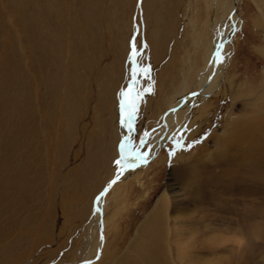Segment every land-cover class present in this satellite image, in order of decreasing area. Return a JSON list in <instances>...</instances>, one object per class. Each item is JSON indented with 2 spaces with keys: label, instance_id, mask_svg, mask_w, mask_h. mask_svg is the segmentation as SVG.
<instances>
[{
  "label": "rangeland",
  "instance_id": "374dc122",
  "mask_svg": "<svg viewBox=\"0 0 264 264\" xmlns=\"http://www.w3.org/2000/svg\"><path fill=\"white\" fill-rule=\"evenodd\" d=\"M144 1L0 0V264L82 263L97 198L117 160L149 149L187 55L197 81L227 0H156L154 34ZM237 4L219 93L106 200L89 264H264V21L254 0Z\"/></svg>",
  "mask_w": 264,
  "mask_h": 264
},
{
  "label": "bare ground",
  "instance_id": "6f19581e",
  "mask_svg": "<svg viewBox=\"0 0 264 264\" xmlns=\"http://www.w3.org/2000/svg\"><path fill=\"white\" fill-rule=\"evenodd\" d=\"M146 1H144L145 5H146L145 6L146 10H144V11L147 12L148 17L146 15L145 16L149 20L150 30H153L152 33L154 34V32H156V29L159 28V27L157 28V25L155 24V22H157V21H154V23H153V20L155 18L154 6H155L156 0H146ZM158 1L160 2V0H158ZM239 1L240 0H238V2ZM236 2H237V0H235V1L234 0H227L226 2L222 1V4H220L221 10H218V4L214 3L216 9H214L215 17H214L213 21L215 23H217V25H215V27L213 28V34H214V36L215 35L216 36H215V38H213L214 40H210V41L206 38V40H208L207 41V47H206V50L202 49L203 50V52H202L203 53L202 54L203 66L200 65V66H202V68L199 70V73L197 76L198 78L196 79L197 81L191 82L192 80H191V76H190L193 73V71L195 70V65H196V63L192 57L193 55H187L186 54L188 57L186 56L187 59L183 60L182 64H183V66H186V68H187V71H188L187 75H185L184 81L182 82L181 86L178 89H176V93H175L173 99L171 100L170 104L168 103L169 104V109L167 111L168 113H166L162 117L163 124L160 125V128L158 127V129H159L158 131L154 132L152 135L149 136V142H150L149 143V149L145 153L141 154L143 145L145 144V143H143L144 141L142 140L140 143V146L136 149L135 153L132 156H130L125 162H123V158L120 159V161H121L120 166H122V168L120 170L118 169L117 175L115 176L114 179H112V181L117 179V182H115L113 185L110 186V184L112 182L111 181L106 188V189H109L108 192L106 194L102 195L105 192V190H106L105 189L100 194L101 197L97 198V201L95 202V204L92 208V213H91L92 217L90 219V222H88L87 225L85 226V228L90 230V234H89V237H87V240L85 243L86 244L85 260L80 264H89L90 262L95 260L94 258L96 256H97V258L100 257V253L102 252L101 251L102 247L105 243L104 233H105L106 226L108 224L107 221L103 220L106 200H108V198L111 197L112 195H115L117 192H119L118 191L119 185H121L122 183H127L131 179H135L136 177L140 176L139 173L142 170L146 169L147 164L149 162H151L159 154L160 149L165 144H167V142L169 141L170 137L172 136V134L174 133L176 128L181 127L184 124V122L187 119L186 115L192 108H194L200 104H202L203 107H205V105H204L205 98H207V96L211 95L212 93H215V94L217 92L219 93L220 85H221L222 80L225 77L226 68L228 66V61H227L226 57L229 55V52L231 50L230 36H231V34H233V32L237 31L241 25L239 17L236 13V6L238 5L237 4L238 2L237 3ZM254 2L257 5V7L261 13L260 15L262 16V19L264 21V0H254ZM190 6H192V5H190ZM191 10H193V9L190 8L189 11L187 10L188 15H185V16H187L186 22H187V24L190 25L192 32H193V34H192L193 35V37H192V48H194L196 50L197 49L200 50L201 43L203 40H201V37H200L201 35L199 34L198 28L196 25L198 17L195 18L193 16ZM206 13H207V10H206ZM207 15H209V14L207 13ZM156 18H157V16H156ZM156 20H158V19H156ZM263 21H261V22H263ZM158 22H159V20H158ZM205 22H206L207 27H209V25L212 24L210 19L208 21H205ZM236 26H237V29H236ZM154 27H156V29ZM160 28H161V33H163L164 30L162 29V27H160ZM161 33H160V31H159V33L157 32V34H161ZM161 36H162V34H161ZM166 36H167V34H166ZM159 39H160L159 45L160 44L165 45L166 39L163 36H162V38H159ZM156 40H158V39H156ZM159 48H158L157 52L161 53V52H164L165 50H167L168 47L167 48L165 47L164 50L159 49ZM259 52L264 56V47L259 48ZM194 55H196V54H194ZM174 61H176V60H174ZM263 72H264V69H263ZM78 80L79 79H76L75 76H73V77L71 76V79L69 80L71 87L76 88V86L79 82ZM259 97L264 100V91H263V93L260 94ZM140 112H141V110H140ZM248 131H247V133H248ZM247 133H246V130L243 129L240 131L239 134L242 136H246ZM262 144H263V139L261 141H259L258 147H259V145L262 146ZM260 152H262V151L259 148L257 155L261 154ZM179 159H180V157H179ZM259 167H260V165H259ZM125 168H126V171L124 172V174H122V172ZM19 170L21 171V169H19ZM259 170H260V168H259ZM23 173H25V172H23ZM106 206H107V204H106ZM99 224H102L103 236L100 234ZM155 230H157V229H155ZM149 231H150L149 232L150 236L154 238V236H155L154 227H152ZM153 238H151V239H153ZM92 246H94V249L92 248V250H91Z\"/></svg>",
  "mask_w": 264,
  "mask_h": 264
},
{
  "label": "snow or ice",
  "instance_id": "6c2138e0",
  "mask_svg": "<svg viewBox=\"0 0 264 264\" xmlns=\"http://www.w3.org/2000/svg\"><path fill=\"white\" fill-rule=\"evenodd\" d=\"M139 55V53H138V50H137V47H136V44H135V41H132L131 42V51H130V60H131V62L133 63V64H135L136 63V57ZM133 76H135V73H133ZM126 95V93H124V92H122L121 93V96H125ZM139 95V94H138ZM122 107H123V104H122ZM134 114V113H133ZM131 117H129V119H130ZM116 163H117V165H120V163H121V161H119V160H117L116 161ZM115 181H113V183H114Z\"/></svg>",
  "mask_w": 264,
  "mask_h": 264
},
{
  "label": "water",
  "instance_id": "95a60500",
  "mask_svg": "<svg viewBox=\"0 0 264 264\" xmlns=\"http://www.w3.org/2000/svg\"><path fill=\"white\" fill-rule=\"evenodd\" d=\"M233 33H234V32H233ZM232 35H233V34H231V36H232ZM231 36H230V37H231ZM125 171H126V168L123 170L122 174H124ZM113 181L117 182V179H115V180H113ZM113 181L111 182L110 186L113 185V184L115 183V182L113 183ZM108 190H109V189H106L105 192H104L102 195L106 194V193L108 192ZM102 230H103V228H102V224H99V231H100V234L103 236V232H102Z\"/></svg>",
  "mask_w": 264,
  "mask_h": 264
}]
</instances>
